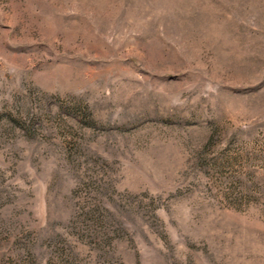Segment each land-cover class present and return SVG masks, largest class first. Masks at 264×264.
Wrapping results in <instances>:
<instances>
[{
  "label": "rangeland",
  "instance_id": "obj_1",
  "mask_svg": "<svg viewBox=\"0 0 264 264\" xmlns=\"http://www.w3.org/2000/svg\"><path fill=\"white\" fill-rule=\"evenodd\" d=\"M0 264H264V0H0Z\"/></svg>",
  "mask_w": 264,
  "mask_h": 264
}]
</instances>
